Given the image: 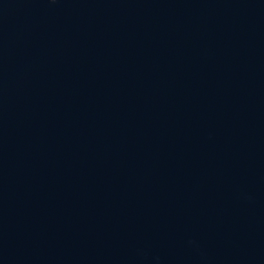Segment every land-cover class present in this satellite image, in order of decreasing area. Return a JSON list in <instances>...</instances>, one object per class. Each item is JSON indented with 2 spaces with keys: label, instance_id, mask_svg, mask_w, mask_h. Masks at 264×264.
I'll use <instances>...</instances> for the list:
<instances>
[{
  "label": "water",
  "instance_id": "1",
  "mask_svg": "<svg viewBox=\"0 0 264 264\" xmlns=\"http://www.w3.org/2000/svg\"><path fill=\"white\" fill-rule=\"evenodd\" d=\"M0 264H264V0H0Z\"/></svg>",
  "mask_w": 264,
  "mask_h": 264
}]
</instances>
